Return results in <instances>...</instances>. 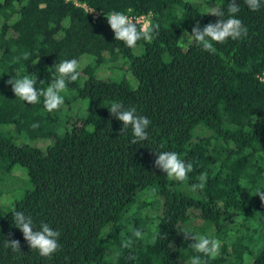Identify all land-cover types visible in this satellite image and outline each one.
I'll return each instance as SVG.
<instances>
[{
	"label": "trees",
	"instance_id": "1",
	"mask_svg": "<svg viewBox=\"0 0 264 264\" xmlns=\"http://www.w3.org/2000/svg\"><path fill=\"white\" fill-rule=\"evenodd\" d=\"M196 1L0 0V197L10 195L0 209V264H191L198 254L184 232L221 241L217 257L201 255L205 264H264V203L256 196L264 190V7L253 12L237 0L247 37L207 52L178 40L197 22L203 29L218 21L207 15L212 2L227 19L231 0ZM112 11L146 15L158 34L129 49L114 39L105 18ZM73 58L80 78L62 93L59 111L48 112L43 97L19 100L7 83L32 75L46 90L54 65ZM124 68L130 79L117 75ZM112 102L151 120L147 141L132 144L130 128L121 134ZM162 151L193 164L186 182L155 167ZM16 166L26 172L19 190L10 181ZM202 173L205 187L193 191ZM16 211L37 229L44 222L58 230L60 251L47 259L30 250ZM9 237L22 253L4 246Z\"/></svg>",
	"mask_w": 264,
	"mask_h": 264
},
{
	"label": "clouds",
	"instance_id": "2",
	"mask_svg": "<svg viewBox=\"0 0 264 264\" xmlns=\"http://www.w3.org/2000/svg\"><path fill=\"white\" fill-rule=\"evenodd\" d=\"M249 10L256 12L264 7V0H244ZM95 10L89 13H94ZM240 12V5L237 0H231L227 7V19L225 11L217 7H209L207 15L218 17L216 23H209L201 29L199 22H197L191 31V35L187 32L180 37L178 43L185 48H190L193 44L199 45L203 51L214 52L215 44H224L229 39L243 40L248 35V28L243 22L237 18ZM107 22L114 33V39L121 41L129 49L137 47L139 41L144 40L151 42L154 36L158 34L159 25L151 24L144 18H131L123 12L112 11L105 16ZM187 40V43L184 41ZM24 60L29 59V53L25 52L22 57ZM38 62V61H37ZM80 65L77 59H67L54 65L55 74L52 75V82L46 90H38L37 78L32 75H25L22 78H12L7 81L12 87V91L16 98L29 105L40 103V98L43 97L44 108L48 112L59 111L64 105V96L70 83L76 82L80 78ZM53 69H48L51 72ZM42 83V82H41ZM111 116L122 122L121 134L127 133L131 129L132 144L142 143L149 139L148 128L151 120L145 116L137 114L135 107L125 108L120 102H112L108 107ZM33 127H38L34 124ZM155 167L160 169L169 180L179 183H184L189 179V174L193 172V164L182 160L176 152L162 151L155 153ZM207 180L206 174L202 173L199 177V183L193 184V191L203 190ZM256 196H259L262 203H264V190H258ZM15 227L18 228L24 240L30 247V250H35L41 257L51 259L53 255L60 251L61 245L59 243L61 233L54 230L48 223L41 222L39 228L34 226L33 218L26 216L21 211H16L12 217ZM34 229H36L34 231ZM186 240L194 241L189 244L188 248L193 249L198 255L191 258V264H205L201 259L204 257L215 258L220 254L221 241L216 238H209L205 235L192 234L188 232L183 233ZM133 236L137 239H143V233L140 229L133 231ZM132 241L126 240L122 243V247L128 248ZM4 246L10 248L13 252L22 253L20 250V242L15 239L6 238ZM135 259V257H130Z\"/></svg>",
	"mask_w": 264,
	"mask_h": 264
},
{
	"label": "rangeland",
	"instance_id": "3",
	"mask_svg": "<svg viewBox=\"0 0 264 264\" xmlns=\"http://www.w3.org/2000/svg\"><path fill=\"white\" fill-rule=\"evenodd\" d=\"M209 7L210 8L211 7H214L213 2L208 6V8ZM116 64H120V63H116ZM99 73L103 77H108L109 74L111 73V69L109 67H107V68L102 69ZM124 73H125V76L130 79V77H131L130 72H128V70H126L125 68H124V71H119L117 73V75L118 76H121V77H124ZM49 143H50V141H47V140H45V141L44 140H38V141H36V144L39 145V146H41V147H45ZM15 169H14L15 171L13 172L14 175H11V176H13V178L10 179V181H11V184L13 185L12 188L16 187V189L19 190V188H22L23 185H24V179L26 180V175H25L26 172H24V170L22 171L21 168L17 169V166L15 167ZM9 197H10V195L7 194V193H4L0 197V209L1 208H6L9 205V203H10V201L8 200ZM193 223L196 224V225H199V224L202 223V220L198 217V218H195L194 219V222ZM209 231H210L209 234H212V235L214 234V232L212 230H209ZM188 264H190V263H188Z\"/></svg>",
	"mask_w": 264,
	"mask_h": 264
},
{
	"label": "built area",
	"instance_id": "4",
	"mask_svg": "<svg viewBox=\"0 0 264 264\" xmlns=\"http://www.w3.org/2000/svg\"><path fill=\"white\" fill-rule=\"evenodd\" d=\"M76 4H78V3L76 2ZM81 5H82V7H84L85 11H87L88 13L90 11L94 10L92 7L87 6L86 4H81ZM89 14H91L93 18H96V17L99 16V12L97 10H95L94 13H89ZM128 16L131 17V18H134V19L144 18V20L149 21L148 17L146 15H140V16L128 15Z\"/></svg>",
	"mask_w": 264,
	"mask_h": 264
}]
</instances>
